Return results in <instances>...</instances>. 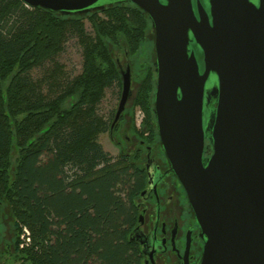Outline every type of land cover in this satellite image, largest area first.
Segmentation results:
<instances>
[{"label": "trees", "instance_id": "16d2710c", "mask_svg": "<svg viewBox=\"0 0 264 264\" xmlns=\"http://www.w3.org/2000/svg\"><path fill=\"white\" fill-rule=\"evenodd\" d=\"M149 29L132 3L83 15L0 0V215L8 213L13 233L3 264H141L131 231L144 157L103 148L98 138L115 111L105 118L98 106L111 87L120 96L116 50L134 57ZM69 39L82 58L74 76L57 61ZM138 65L131 113L137 107L144 116L138 128L131 124L145 141L158 140L154 65ZM23 227L30 240L21 245Z\"/></svg>", "mask_w": 264, "mask_h": 264}, {"label": "water", "instance_id": "95a60500", "mask_svg": "<svg viewBox=\"0 0 264 264\" xmlns=\"http://www.w3.org/2000/svg\"><path fill=\"white\" fill-rule=\"evenodd\" d=\"M23 1L69 14L98 0ZM127 1L154 30L153 114L170 169L208 232L200 264H264V0ZM130 86L127 68L111 126ZM208 130L213 153L204 162Z\"/></svg>", "mask_w": 264, "mask_h": 264}, {"label": "flooded vegetation", "instance_id": "af4514ba", "mask_svg": "<svg viewBox=\"0 0 264 264\" xmlns=\"http://www.w3.org/2000/svg\"><path fill=\"white\" fill-rule=\"evenodd\" d=\"M130 3L127 0H98L86 12L73 11L69 14L87 15L102 11L113 4L128 6ZM55 12L66 14L62 11ZM148 36L153 43L154 30L151 24ZM125 58L127 63L124 68L118 62L120 75L127 68L131 74L127 53ZM214 104V99L210 98L206 113H211ZM121 115L118 121L110 126V140L118 151L127 147L129 150H138L144 157L145 182L132 199L137 208V220L131 231V240L137 245L141 264H200L209 241L208 232H204L198 225L186 193L170 169L159 136L158 140L145 141V138L135 132L132 124L123 130L126 121L120 125L125 118L124 113ZM135 125L139 127L137 123ZM130 131L132 136L128 135ZM212 153L213 144L208 130L204 139L203 161L205 162ZM12 241L13 233H2L0 230V264L4 261L5 248L12 246Z\"/></svg>", "mask_w": 264, "mask_h": 264}, {"label": "rangeland", "instance_id": "374dc122", "mask_svg": "<svg viewBox=\"0 0 264 264\" xmlns=\"http://www.w3.org/2000/svg\"><path fill=\"white\" fill-rule=\"evenodd\" d=\"M84 23H85L86 31L91 33L92 28H91L88 20H85ZM148 39H149V43L142 45L140 52L137 55H135L134 57L129 58L130 67H131V74H130L131 75V86H130L131 87V96L126 103V108L123 112L125 118L123 121L120 122V125H121L126 121L123 124V125L126 124V126L123 128V130H126V127L128 128V125L130 126L132 121L137 123V121L139 119L136 116V112L139 108L136 107L134 110H132V113H131L132 100H133L132 97L134 94V90L136 89V87L138 85V79H137L138 72H139L138 62H141L143 60L144 61L145 60H149V61L154 60L153 45H152V40H151L150 36H148ZM115 56L119 59L121 66L124 68L125 64L127 63V59L125 58L123 53L116 50ZM57 61L59 63L63 64L64 70L68 76H74L80 72L81 61H82L81 51H80V47L77 44L75 39H69L68 40V42L65 45L64 50L58 55ZM43 70H44V68L36 69L33 72V74L35 76H40ZM119 97L120 96L117 93V88L111 87V88L107 89L104 98L102 99V101L100 102V104L98 106V113L100 115H102L103 117L108 118L109 115H111V113H113L116 110L118 102H119ZM138 126H140V125L138 124ZM131 134H132V131H130L128 135H131ZM98 140L102 144L103 148L106 151H108L110 154H112V155L118 154V148L110 140L108 132L101 133L99 135ZM143 153H144V151H143ZM143 161H144V159H143ZM0 221H2L4 223L3 225L5 228L3 230V233H7V232L9 233L10 232L12 234L11 220H10L8 213L6 216H5V214H1L0 215Z\"/></svg>", "mask_w": 264, "mask_h": 264}, {"label": "built area", "instance_id": "2783aa9c", "mask_svg": "<svg viewBox=\"0 0 264 264\" xmlns=\"http://www.w3.org/2000/svg\"><path fill=\"white\" fill-rule=\"evenodd\" d=\"M136 116H137V118H139L138 121H137V125L138 124L140 125L141 122H142L143 116H144V114H143L141 109L137 110ZM20 239H21V245L26 244L27 242H29V240H30L29 232H28L26 227L22 228V232L20 234Z\"/></svg>", "mask_w": 264, "mask_h": 264}]
</instances>
